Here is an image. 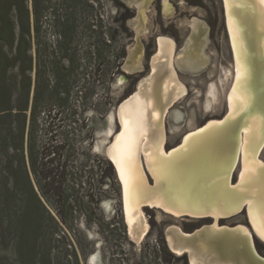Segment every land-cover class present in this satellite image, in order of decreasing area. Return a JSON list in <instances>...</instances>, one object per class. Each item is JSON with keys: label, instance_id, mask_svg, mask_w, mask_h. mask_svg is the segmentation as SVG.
Returning a JSON list of instances; mask_svg holds the SVG:
<instances>
[{"label": "rangeland", "instance_id": "rangeland-1", "mask_svg": "<svg viewBox=\"0 0 264 264\" xmlns=\"http://www.w3.org/2000/svg\"><path fill=\"white\" fill-rule=\"evenodd\" d=\"M141 4L142 0H88L87 6L75 9L69 8L66 0H40L36 33L31 18L32 56L35 58L38 51L40 70L52 87L57 86L61 91L66 85L70 90L66 103H62L65 96L59 92L56 95L54 90L51 103L59 107L49 117L43 111L37 121L40 153H44V148L52 150L65 144L56 157L53 154L48 157L54 161L46 167L59 165V169L51 173L53 182L44 188V197L34 184L35 192L54 220L37 209L44 227L42 231L27 232V238L36 244L33 264H139L141 261L153 264L152 249L160 241L165 245L169 228L178 227L190 233L210 224L209 219L183 220L145 208L142 220L148 225V234L140 244H135L126 231L115 171L113 187L111 180H100L102 167L97 159L108 160L103 151L109 136L118 128L115 107L136 92L139 82L151 73L159 38L174 41V71L185 89L167 110L165 148L175 147L183 134L205 122L221 119L228 109L226 95L233 79V63L222 1L150 0L143 16L144 26L137 14ZM28 6L31 10V0ZM66 20L68 27L76 26V33L61 40L59 32L65 31ZM89 25L93 26L92 32ZM100 32L103 35L99 36ZM140 52L142 59L136 65L134 59ZM125 68L131 75L123 74ZM9 70L11 75L16 69ZM106 70L112 71L105 76ZM76 122L81 132L76 133L74 141L72 129ZM87 132L92 139L86 138ZM83 150H89L90 154L86 167H83ZM260 158L264 159V149ZM93 191L104 192L97 208L96 199L92 205L88 197ZM27 199L29 209L35 210L32 198ZM221 225L246 226V223L241 214L222 221ZM254 245L264 257V242L254 239ZM48 252L50 261L45 256ZM143 256H146L144 260ZM0 258L11 263L12 248L1 247ZM155 262L159 264V260Z\"/></svg>", "mask_w": 264, "mask_h": 264}, {"label": "bare ground", "instance_id": "bare-ground-1", "mask_svg": "<svg viewBox=\"0 0 264 264\" xmlns=\"http://www.w3.org/2000/svg\"><path fill=\"white\" fill-rule=\"evenodd\" d=\"M149 3L142 0L138 6L142 26ZM223 4L233 63L224 118L188 134L177 149L165 154L164 119L185 89L174 71L175 43L163 37L158 39L151 73L119 108L121 129L109 147V157L123 185L129 233L133 226L138 228V241L148 232L142 205H156L176 216L210 215L217 229L218 217L236 214L247 204L253 229L264 242V159L260 158L264 149V93H260L264 88V0H223ZM139 57L141 52L134 61ZM144 162L153 187L147 185ZM238 165L241 169L233 185ZM203 237L205 242L197 245L202 255L233 264H264L244 226L207 231ZM169 244L172 247L170 239Z\"/></svg>", "mask_w": 264, "mask_h": 264}, {"label": "trees", "instance_id": "trees-1", "mask_svg": "<svg viewBox=\"0 0 264 264\" xmlns=\"http://www.w3.org/2000/svg\"><path fill=\"white\" fill-rule=\"evenodd\" d=\"M66 2L69 8L75 9L80 5H88V0H66ZM40 10V0H31V10L28 0H0V249L9 246L12 248L14 260L9 264H33L37 256L36 244L35 241L31 242L27 238V232L31 229L42 231L44 224L43 219L37 216L39 210L45 212L50 220H54L35 192L34 184L39 187L40 195L44 197V188L52 185L53 182L50 178L51 173L59 169V165L46 167L54 161L53 158L48 157L51 154L56 157L65 144L61 143L52 150L44 148L42 151L44 153H40L37 147L39 115L47 111L49 117L52 111L59 107L55 102V104L51 103L54 90L56 95L60 93L65 96L62 103H66L70 94L66 85L60 88L64 89L61 91H58L57 86H51L40 70L38 51L35 58L31 54V18L33 31L36 33ZM125 19L124 17L122 20ZM65 22V31L59 32L61 40L71 33H76V26L73 24L68 27V20ZM91 27L93 26L89 25V29ZM90 31L92 32L91 29ZM102 33L100 32L99 36L103 35ZM10 68L16 69L11 75ZM111 71L106 70L104 75H109ZM74 125L72 137L75 141L76 133L80 130L77 122ZM85 136L92 139L90 132ZM55 149L56 151H53ZM71 149L73 150L72 147ZM83 151L82 155L85 158L83 167H86L90 162V154L89 150ZM97 161L98 166L102 167L100 180H111L113 187L115 175L112 164L102 158ZM57 193L60 195L59 192ZM103 194L104 192L93 191L88 196L90 204L93 205L96 199L97 208ZM28 196L32 198L35 210L29 209L26 203ZM58 215L59 219L64 221L62 216ZM152 251L155 253L153 264H156L157 260L159 264H175L181 261L186 263L185 256H175L161 241L157 242ZM45 256L50 261L49 252ZM145 258L146 256H143L142 260ZM0 264L7 263L0 258ZM139 264L144 263L141 261Z\"/></svg>", "mask_w": 264, "mask_h": 264}, {"label": "water", "instance_id": "water-1", "mask_svg": "<svg viewBox=\"0 0 264 264\" xmlns=\"http://www.w3.org/2000/svg\"><path fill=\"white\" fill-rule=\"evenodd\" d=\"M221 1H222V6H223L224 21H225V25H226L223 0H221ZM244 3L246 5H248V7H252L250 4H248V2H244ZM137 14H138V12H137ZM138 16H139V14H138ZM225 31L227 33V28L226 27H225ZM227 38H228V33H227ZM141 58L142 57H139V61H140ZM135 63L137 64L136 61H135ZM129 73H130V70H123V74L124 75H131ZM137 89H138V87L136 88V91H137ZM134 93H132L131 95H128L125 99L120 101L117 104V106L115 107V117H116L117 122H118V128H117V130L115 132H113L109 136V141H108V143L105 144V149H104L103 152H104L105 157L112 164V166L114 168V171H115V174H116V177H117V181L119 183V187H120V202H121V208H122V215H123L124 222H125V225H126L127 234L132 239V241L135 244H140L141 241L147 236L148 232H146L145 235L139 241H138V236H139L140 231H139L138 228H135L133 226V230H131V233H129L128 225H127V222H126V219H125V210H124V203H123V185H122V182H121L120 177L118 175L116 166H115L114 162L111 160V158L109 157V147H110L111 143L113 142L114 136L121 129V125H120L119 117H118L119 108H120V106L123 103L128 101L134 95ZM260 93H264V88L260 90ZM226 113H227V110H226ZM224 116L221 117V119H219V120H222L224 118ZM215 121H218V120H209V121L205 122L204 124H202L200 127L195 128V129L183 134L181 139H180L179 144L176 145L175 147L171 148V149H166L165 148L166 143H165L164 144V152H165V154H168L170 151H173V150L177 149L182 144L184 138L188 134L196 133L197 131H199V130L203 129L204 127H206V125L209 122H215ZM106 124L107 125L109 124V120L108 119H106ZM233 139H234V137L231 136V140H233ZM240 169L241 168L238 165L236 170L240 171ZM236 170H235V172H236ZM235 172H234V175H233L232 180H231V184H233V185L236 184V182L238 180V175L236 174V176H235ZM144 173H145V176H146L147 185L149 187H153L154 186V179H153L152 175L150 174V172L148 170V167L145 164V162H144ZM145 208L150 209V210H155V211H157V212H159V213H161L163 215L169 216V217L181 218L183 220H192V219H197V220L198 219H209L210 220V224L209 225L201 226L200 228H198V229H196V230H194V231H192L190 233H184L178 227L169 228L166 231V233H165V245H166V247L170 250L171 253H173L177 257L185 256L186 261H187L188 264H233L232 261L217 260L216 258H213V257L210 258V257H207L205 255L200 254L199 250L197 249V245H198L199 241L200 242H205V239H204L203 236H204V234L207 231H219L220 229L234 230V229H236V228H238L240 226H244V225H233V226L221 225L222 221L226 222V220H229V219H231V218H233L235 216H238V215H241V214L244 215L245 223H246V226H244V227H246L248 229V231L250 233V236H251V240H252L253 245H254V239L260 240L259 237L257 236V234L255 233V231L253 229V226H252V224L250 222L249 215H248V206H247V204H245L243 206V208L236 214H232V215L227 216V217H218L216 219L217 229L213 228V224L215 222V218L213 216H210V215L199 216L198 217V216H191L190 214H181V215L176 216V215H174L171 212L165 211L164 209H162L159 206H156V205L150 206L148 204L142 205L141 211L143 212V210ZM134 233L137 234L136 238H133L134 236L132 234H134ZM169 239L171 241L172 247L169 244ZM254 248H255V245H254ZM256 253H257V251H256ZM257 256L260 258V260L264 261V257L260 256L258 253H257ZM191 261H193V263Z\"/></svg>", "mask_w": 264, "mask_h": 264}, {"label": "flooded vegetation", "instance_id": "flooded-vegetation-1", "mask_svg": "<svg viewBox=\"0 0 264 264\" xmlns=\"http://www.w3.org/2000/svg\"><path fill=\"white\" fill-rule=\"evenodd\" d=\"M228 43H229V40H228Z\"/></svg>", "mask_w": 264, "mask_h": 264}]
</instances>
